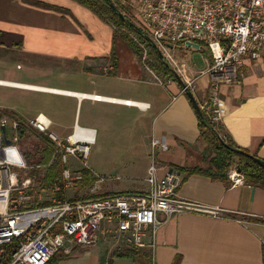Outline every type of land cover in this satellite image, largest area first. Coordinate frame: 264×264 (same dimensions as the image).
Masks as SVG:
<instances>
[{
  "label": "crops",
  "instance_id": "1",
  "mask_svg": "<svg viewBox=\"0 0 264 264\" xmlns=\"http://www.w3.org/2000/svg\"><path fill=\"white\" fill-rule=\"evenodd\" d=\"M33 1L63 11L45 9L24 0H0V32L21 41L20 48L0 45V59L4 52L12 49L35 56L78 59L90 65H94L93 59L99 57V72L104 73L106 68L108 75L119 73L116 64L104 61L112 49L113 27H107L92 11L72 0ZM120 48L122 50L123 47ZM169 48L173 49L167 51L172 60L165 57V62L182 81V72L187 80H194L193 95L201 105L210 96V79L202 75L208 68L209 57L201 54L207 68L194 71L183 59L189 51L200 54L197 46ZM148 71L150 77L146 79V76H141L143 78L140 80L149 86L145 99L60 90L3 76L0 77V110L5 115L0 114V118L9 119L7 115L10 113L22 121L33 119L38 114L47 116L42 108L32 110L31 105L27 107L26 103L11 104L9 93L19 90L71 98L78 105L85 102L102 103L139 113L133 130L139 142L128 156H123L126 161L120 165L125 169H137L135 174L126 171L128 178L135 179L131 182H135L126 190L103 192L99 197L145 192L148 189L145 181L147 171L154 164L159 178L171 173L178 176L177 195L180 199L218 214L183 213L173 216L158 232L154 264H174L178 258L180 264H264V224L255 221L264 220V190L246 181L241 186L233 187L228 174L218 172L225 176L216 179L199 174L188 175L184 171L209 168L216 154L201 138L197 113L175 75L171 77L166 72L159 74V71L151 68ZM240 72L243 75L240 84L224 85L219 89L225 116L218 128L229 143L264 160V61L246 59ZM127 101L132 104H126ZM47 117L53 123V132L56 124ZM144 120L148 123L146 128L143 127ZM60 127L66 131V138L77 129L89 130L92 132V143L97 134L92 122L85 119L81 124V117L77 113L72 123ZM152 140L165 143L167 149L153 150ZM125 249L128 248H117L105 239H100L93 247L68 246L61 252L68 258L57 264H152L148 248L135 249L140 252L135 258L119 257L117 254Z\"/></svg>",
  "mask_w": 264,
  "mask_h": 264
},
{
  "label": "built area",
  "instance_id": "2",
  "mask_svg": "<svg viewBox=\"0 0 264 264\" xmlns=\"http://www.w3.org/2000/svg\"><path fill=\"white\" fill-rule=\"evenodd\" d=\"M117 1L141 23L144 33H150L164 58L172 60L167 52L170 45H193L208 53L209 65L202 75L210 79V96L199 106L210 114L213 123L219 124L225 116L220 87L240 84L243 77L240 69L246 59L264 61V0ZM182 77L183 92L193 93L194 80H187L183 72ZM23 122L51 141L55 155L61 156L65 165L64 188L50 190L52 195L46 201L51 204L46 208L24 209L27 203L39 201L40 194L47 190L40 188V192L33 193L37 190L36 180L29 174L33 167L19 150V128ZM52 125L44 114L28 121L0 120V264H48L68 246L93 247L100 239L117 248H148L154 264L158 232L173 216L183 213L218 216L201 205L180 199L178 176L171 173L159 178L154 164L148 169L145 192L67 199V191L78 189L77 185L83 181L81 169L70 168V158L84 163L88 160L92 132L77 129L73 135L61 139L51 131ZM4 139L11 144L6 145ZM151 146L153 150L167 149L158 140H152ZM235 167L228 175L232 186L238 187L244 184L245 177ZM97 179L82 196L98 194L99 183L105 179ZM59 193L65 200L57 198Z\"/></svg>",
  "mask_w": 264,
  "mask_h": 264
},
{
  "label": "rangeland",
  "instance_id": "3",
  "mask_svg": "<svg viewBox=\"0 0 264 264\" xmlns=\"http://www.w3.org/2000/svg\"><path fill=\"white\" fill-rule=\"evenodd\" d=\"M115 2L119 3V1ZM124 15L135 26L143 29L141 23L133 15L127 12H124ZM96 16L107 27H112V25L101 19L98 15ZM124 33L126 34L123 30L117 34L114 33L111 39L112 49L109 56L104 59V61L112 62L119 67V73L117 74L112 73L114 75H108V69L106 68L104 73L99 72L100 67L97 65V61H100L99 57L97 60L93 59L94 65H90L88 62L78 59L66 60L55 57L35 56L23 52V50L12 49L4 52L5 55L0 59V77L4 76L10 80L60 90L145 99L149 86L146 84L147 82L142 83L140 80L143 78L141 76H146V79L149 76L150 58L147 55L149 48L145 44H142L143 41L134 35L129 36L135 43L133 44L134 47H131L124 40L122 36ZM145 34L152 39L149 32ZM120 47H123L122 50ZM137 47L142 52L137 51L139 50ZM173 49L169 48L168 50L171 51ZM195 53L189 51L188 55L183 59L184 63L190 69H194V71L207 68V62L203 56L208 58V53H205L203 50L202 52L199 51L200 54ZM160 73H164V71H159ZM8 96L11 104H27V107L31 105L30 108L32 110L37 107L42 108L45 114L56 124L52 130L61 139L66 138L67 134L60 126L72 123L76 113L78 117H81V124H83L85 119L92 122L97 134L94 142L89 145L90 153L88 160L84 163L82 160L71 157L69 166L71 169H82L85 166L96 174L97 177L105 179V182L99 183L102 190L97 195H101L103 192L126 190L128 186L130 187L135 182H131L135 179L128 178L126 171L130 174H135L137 169H125L120 165L126 161L123 156H128L132 152L133 147L139 142V138L134 136L133 131L136 118L140 116L139 113L128 112L122 108L102 103L85 102L83 105H78L76 100L48 93L19 90L12 91ZM0 114L5 115L3 110H0ZM147 124V121L144 120L143 127L146 128ZM149 128H151V124ZM7 133L11 137L9 126L7 127ZM42 141L43 139L39 135H33L31 132L25 138H22L19 150L26 162H35L40 158L41 153L38 147H41ZM49 149L52 150L50 146ZM30 165L33 167V170L44 168L38 165V163ZM234 167L235 165L232 166V168ZM20 176L23 178V173ZM37 187L38 183L36 180L35 188L37 190L33 192L34 194L40 192ZM85 192L86 190L80 191V189L69 190L66 193L67 199H75V194L79 196L80 193V196H82ZM51 195V192L48 190L41 193L39 196L41 201L39 200L38 202L42 203L49 200ZM24 218L28 220L29 217L26 216Z\"/></svg>",
  "mask_w": 264,
  "mask_h": 264
},
{
  "label": "trees",
  "instance_id": "4",
  "mask_svg": "<svg viewBox=\"0 0 264 264\" xmlns=\"http://www.w3.org/2000/svg\"><path fill=\"white\" fill-rule=\"evenodd\" d=\"M24 1L45 9H54L58 11H63L60 8L39 2H34L33 0H24ZM72 1L92 11L94 14L98 15L101 19L108 22L110 25H112V27L114 28V32L116 34L122 30L126 32V34L124 33L122 36L124 40L129 45H131V47H134L133 44L135 43L134 41H132V39L129 36L130 35L137 36L139 40L141 39L143 41L142 44H145L147 48H149V52L147 53V55L150 58V68L156 71H164L167 74H169L171 77L173 76L172 71L167 66L165 60L161 59L159 53L156 50H154L153 47L147 41H145L133 28L129 26V23H131V21L128 19L127 16L124 15V12L125 13L127 12L129 14L130 12L128 11V9L120 5L118 2L116 3L115 1L117 0H72ZM111 2L125 16V20H121L119 15L112 9L110 5ZM13 38H14L13 35L0 32V45L8 46L11 48H20L21 41L20 40L15 41ZM137 49L139 48L137 47ZM137 51L142 52V50L140 49ZM7 116L9 117L10 120H17V117L14 114L10 113ZM197 117H198L200 136L208 144V146L215 152L216 156L214 160H212V164L210 165L209 168L206 169L194 168L192 170H184V171L187 172L188 175L199 174L204 176H211L216 179H223L225 175H220L217 173L219 172L223 174H228L232 166L235 165L238 168V170L244 175L246 183L254 187L262 188L264 190V169L260 167L253 159L237 155L232 151V149H237V150L240 149L227 141L226 137L218 128V124L212 122L209 113L201 110V115L197 114ZM30 132L33 135H39L43 139L42 141L43 144H41V147H38V150L41 153V155L39 156L40 158L35 162L28 161L27 164L38 163V165L44 167L43 169L40 170H36V169L32 170L30 172V175L37 180L39 189L40 188L46 189L48 191H50L54 187H61L63 189L64 188L63 172L65 169V165L62 163L61 156L55 155L53 147L51 146L52 143L51 141H49L47 137L31 129L24 122L19 128L20 143L22 138H25L26 135H29ZM49 146L52 148L53 151L49 149ZM244 152H246L248 155H251L247 151ZM251 156L254 158H258L254 155ZM179 171H183V169H179ZM81 172L83 174V181L82 183L77 185L78 189L82 191L93 187V185L98 180L96 175L88 168L81 169ZM76 195L77 194H75L74 200L99 197V195H92V196L85 195L82 197ZM57 198L61 200H65V198H61L60 193L57 195ZM50 204L51 202L49 201H43L42 203H40L36 199L30 203H27L24 209L46 208L50 206ZM255 221L264 224V220H255ZM61 252L62 251L58 252L49 261L48 264H57L61 260H66L68 257L62 255ZM117 255L119 257L135 258L140 255V252L136 251L135 249H125L123 250V252H119ZM263 262H264V247H263ZM174 264H180V259L178 258Z\"/></svg>",
  "mask_w": 264,
  "mask_h": 264
},
{
  "label": "water",
  "instance_id": "5",
  "mask_svg": "<svg viewBox=\"0 0 264 264\" xmlns=\"http://www.w3.org/2000/svg\"><path fill=\"white\" fill-rule=\"evenodd\" d=\"M110 5H111L112 9L119 15L121 20H125V16L116 8V6L112 2L110 3ZM129 26L131 28H133L145 41H147L153 47L154 50H156L159 53L161 59H164V56L161 53L160 49L153 42V40L150 39V37L147 36V34H145L140 28L135 26L133 23H129ZM167 66L170 68V70L175 75V77H176L178 83L181 85L182 89H184L185 88V84L182 81V79L178 76V74L174 70H172L171 66L168 63H167ZM185 94L187 95V97L189 98L190 102L192 103V106H193L194 110L196 111V113L198 115H201L200 106H199L197 100L195 99L193 93L191 91H189V90H186ZM4 142H5L6 145H10L11 144V141H9L8 139H4ZM232 151L234 153H236L237 155L253 159L260 167H262L264 169V161H262V160H260L258 158H254V157H252L251 155H248L246 152H244L242 150L232 149Z\"/></svg>",
  "mask_w": 264,
  "mask_h": 264
},
{
  "label": "bare ground",
  "instance_id": "6",
  "mask_svg": "<svg viewBox=\"0 0 264 264\" xmlns=\"http://www.w3.org/2000/svg\"><path fill=\"white\" fill-rule=\"evenodd\" d=\"M96 98H97V99H96ZM94 99H96V100H100L101 98H99V97H94ZM126 104L131 105L132 103L128 101V103H126Z\"/></svg>",
  "mask_w": 264,
  "mask_h": 264
}]
</instances>
